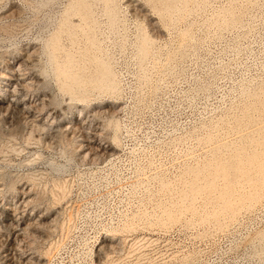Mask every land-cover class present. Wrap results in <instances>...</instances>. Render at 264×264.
Wrapping results in <instances>:
<instances>
[{"label": "rangeland", "instance_id": "374dc122", "mask_svg": "<svg viewBox=\"0 0 264 264\" xmlns=\"http://www.w3.org/2000/svg\"><path fill=\"white\" fill-rule=\"evenodd\" d=\"M0 105V264H264V0H0Z\"/></svg>", "mask_w": 264, "mask_h": 264}, {"label": "bare ground", "instance_id": "6f19581e", "mask_svg": "<svg viewBox=\"0 0 264 264\" xmlns=\"http://www.w3.org/2000/svg\"><path fill=\"white\" fill-rule=\"evenodd\" d=\"M54 53V52H53ZM55 55V54H54ZM54 57V56H53ZM71 59V58H70ZM59 68H61V67H59ZM16 70V69H15ZM61 70H62V68H61ZM103 70V69H102ZM69 71V70H68ZM105 71V70H104ZM13 73V72H12ZM18 73V72H17ZM105 73V72H104ZM6 74V73H5ZM22 74V73H21ZM66 75V74H65ZM106 75H107V73H106ZM3 76H5V75H3ZM7 76V75H6ZM8 76H9V74H8ZM19 76V75H18ZM18 76H17V79H18ZM23 76V75H22ZM21 76V77H22ZM16 77V76H15ZM78 77V76H77ZM7 78V77H6ZM79 78H81V77H79ZM24 79V78H23ZM8 80V79H7ZM19 80V79H18ZM10 81V80H9ZM24 82V81H23ZM19 84V83H18ZM24 84V83H23ZM75 88V87H74ZM8 89V88H7ZM22 101V100H21ZM26 101V100H25ZM10 102V101H9ZM30 103V102H29ZM9 104H13V103H9ZM9 104H7V105H9ZM25 105V104H24ZM1 106V105H0ZM3 106V105H2ZM1 106V107H2ZM5 108H7V107H5ZM24 108V107H23ZM9 208V207H8ZM12 208V207H11ZM12 212V211H11ZM11 214V213H10ZM14 218H16V217H14ZM9 219V218H8ZM15 220V219H14ZM11 222V221H10ZM14 243V242H13Z\"/></svg>", "mask_w": 264, "mask_h": 264}]
</instances>
